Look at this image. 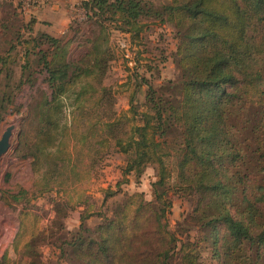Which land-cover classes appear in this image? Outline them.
Returning <instances> with one entry per match:
<instances>
[{"label": "trees", "instance_id": "1", "mask_svg": "<svg viewBox=\"0 0 264 264\" xmlns=\"http://www.w3.org/2000/svg\"><path fill=\"white\" fill-rule=\"evenodd\" d=\"M80 6L99 27L113 23L132 38L144 29V19L171 25L179 78L158 89L149 85L145 112L132 101L130 127L113 109L111 88L103 86L112 60L104 40L95 39L87 56L72 62L63 39L46 33L31 41L19 38L26 66L32 49L50 91L38 93L29 104L27 120L35 140L23 157L32 158L34 174L45 167L59 171L69 114L77 128L85 127L79 142L93 156L99 147L112 146L126 156L123 183L131 174L142 177L150 165L158 169L155 201L142 200L131 210V197L123 215L115 212L94 229L84 227L81 219L79 230L63 241L60 259L67 264H170L178 243L168 228L172 204L166 197L172 190L194 204L188 221L198 237L195 243H182L188 264H199L203 245L217 264H264V210L259 205L264 194L252 184L264 177V0H170L160 7L146 0H86ZM17 47L0 54V77L9 59L15 60ZM32 70L28 77L21 75L17 90L35 85L40 71ZM13 72H6L7 81ZM89 79L98 91L88 88ZM13 101V94L4 93L0 122ZM87 120L95 122L87 126ZM121 185L105 190L104 202L116 197ZM0 264H8L6 256Z\"/></svg>", "mask_w": 264, "mask_h": 264}, {"label": "rangeland", "instance_id": "2", "mask_svg": "<svg viewBox=\"0 0 264 264\" xmlns=\"http://www.w3.org/2000/svg\"><path fill=\"white\" fill-rule=\"evenodd\" d=\"M146 1L160 7L170 0ZM80 7L82 8L80 5L72 7L70 25L59 38L69 42L68 56L72 62L82 61L95 39L104 40L111 51L112 60L103 86L111 88L114 111L123 121H129L131 127L134 123L129 113L132 101L140 113L145 112L148 86L158 89L167 81L179 78L174 63L176 32L171 25L149 18L143 20L144 29L141 33L132 38L131 34L117 30L113 23H106V29L99 27L96 20L88 19ZM33 15L20 16L8 6H0V54L6 56L12 45L18 46L12 54L15 60L9 59L5 72L0 77V101L4 93H11L14 97L13 104L7 106V112L2 116L0 137L8 127H15L11 150L0 160V258L6 256L8 264H67L66 260L60 259V250L63 241L70 239L69 233L79 230L81 219L84 218V227L94 229L103 223L105 217L114 216L115 212L119 216L123 215L126 202L131 197H134L131 210L142 200L155 201L153 183L158 180V169L156 165H150L142 177L137 178L131 174L128 182L123 183L122 169L125 167L126 156L118 153L113 146L99 147L96 156H93L86 144L79 142V134L85 127L77 128L69 114L68 135L61 140L67 151L66 155H60L64 157V161L61 162L59 171L54 173L52 168L45 167L39 175L34 174L32 158L23 157L28 154L29 147L35 140L34 127L27 120L30 114L29 104L38 93L50 91L44 81L45 75L37 65V56L32 49L29 50L31 56L26 66V48L17 44L19 38L23 42L31 41L43 33L38 29V20ZM32 69L40 71L35 76V85H24L21 90H17L21 75L24 73L28 77L33 72ZM8 70L14 72L7 81L5 75ZM95 82L87 80L91 91L100 89ZM97 97L98 95L95 96ZM94 122L95 120H87V126ZM74 131L76 135L73 134ZM91 157L94 158L93 163ZM119 183L122 184L121 192L104 202L105 190L112 188L116 191ZM252 184L255 191L264 194V177L254 178ZM22 191H27L28 194L15 201L13 196ZM166 198L172 204L167 215L168 228L178 239L176 251L169 263L188 264L183 258L185 252L182 250V243H195L198 237L196 229L191 228L194 225L188 221L194 204L191 200L174 194L172 190L167 193ZM259 205L264 210V202ZM132 215L130 211L129 219ZM27 244H30L28 249ZM188 248V251H192V246ZM199 252V264H217L204 245Z\"/></svg>", "mask_w": 264, "mask_h": 264}, {"label": "crops", "instance_id": "3", "mask_svg": "<svg viewBox=\"0 0 264 264\" xmlns=\"http://www.w3.org/2000/svg\"><path fill=\"white\" fill-rule=\"evenodd\" d=\"M82 1L86 0H50L48 5L33 15L38 20V29L55 38L61 37L70 25L72 7L80 5ZM4 6L10 7V5ZM1 34L0 31V37Z\"/></svg>", "mask_w": 264, "mask_h": 264}, {"label": "built area", "instance_id": "4", "mask_svg": "<svg viewBox=\"0 0 264 264\" xmlns=\"http://www.w3.org/2000/svg\"><path fill=\"white\" fill-rule=\"evenodd\" d=\"M49 1L50 0H0V5H10L16 14L27 17V15H33L46 6ZM80 9L82 10L83 8L80 7ZM83 11L85 10L83 9Z\"/></svg>", "mask_w": 264, "mask_h": 264}, {"label": "water", "instance_id": "5", "mask_svg": "<svg viewBox=\"0 0 264 264\" xmlns=\"http://www.w3.org/2000/svg\"><path fill=\"white\" fill-rule=\"evenodd\" d=\"M14 126H10L0 137V160L11 150L14 136Z\"/></svg>", "mask_w": 264, "mask_h": 264}, {"label": "bare ground", "instance_id": "6", "mask_svg": "<svg viewBox=\"0 0 264 264\" xmlns=\"http://www.w3.org/2000/svg\"><path fill=\"white\" fill-rule=\"evenodd\" d=\"M1 165V164H0ZM1 169V168H0Z\"/></svg>", "mask_w": 264, "mask_h": 264}]
</instances>
